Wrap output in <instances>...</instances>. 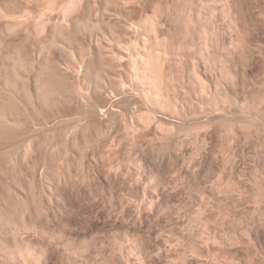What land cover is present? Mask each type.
<instances>
[{
	"label": "bare ground",
	"instance_id": "6f19581e",
	"mask_svg": "<svg viewBox=\"0 0 264 264\" xmlns=\"http://www.w3.org/2000/svg\"><path fill=\"white\" fill-rule=\"evenodd\" d=\"M85 1L86 0H0V135L5 132H7L8 134L12 129H20L21 125H23L22 123L24 122H22V120L24 116L22 115L21 120L19 108H24L28 111L27 113H32V111H34L38 107L56 106L59 105V103L74 104L77 107L76 109H73L75 111H72L71 113H61L57 110V112L54 110L52 111V113L56 112V114H54L53 116L52 121L58 119L60 124L59 127L61 129L58 130V132L62 131V135L58 133L60 135L59 137L63 135L64 136L59 143L58 141L56 143L53 142V139L56 140L58 134L55 135V138H50L52 140L42 142L45 154H43V157L41 159L34 160L33 158H31V153L35 151L34 146L36 147L34 141L36 133L35 131L37 130L36 125L38 124V122L35 121V119L37 118H31L32 116H29V114V118H26V120L32 119L31 123L29 122L31 126H29V128L27 127L24 132V129H21L22 134L20 132L19 133L22 136L24 135L21 139H19L18 136V141L14 143L10 142V144H8L10 145V147H15L16 153L17 150L19 151V149L22 148L23 150H20V152L23 151V153H18L20 155H17L16 153H14V151L13 155H9V151L8 157L0 159V175L2 173L0 178V264H56L55 258H57V256L54 250L51 248L52 246L50 247V243L48 244V242L39 241L34 242V239L32 240V242L30 241V239H25L23 235H27L31 231L36 232L35 235L37 233H41V235H45L46 240L49 239V242L56 238H60V236L62 237L63 232H61L62 235L58 236L57 231V234L54 230V232L49 231L50 229L47 226L46 229L44 227L45 225H39V222L37 223V220L39 219L38 216L40 217L42 215L40 214L42 210L43 214L45 212L44 210H46L43 208V203L46 197L47 199L49 198L48 200H50L51 202L52 200L55 201V204H57L58 207L66 205H64L66 196L62 186L68 184L69 180H72V178L75 176L77 177V175L81 173L80 170H83V159L85 158L86 151L83 153L81 151L79 152L81 155V157H79L80 160L78 159V157L74 158L78 159V161H76L80 163H78L80 168V173H78V171L76 172L74 170L75 165L73 166V158L71 156V152L73 151L74 146L76 145L77 147V144H80L81 142L79 143L80 140L78 142L74 141L78 139L74 138V140L72 139L71 143H69L70 140L67 137V133L69 131L75 132L76 130H79L80 126L84 125L82 122L84 117H87L86 120H90L94 117L97 119L98 115H100L101 117L103 114L112 115L113 119L115 116H117V118L115 117L116 120L118 121V119H120V125L123 124L122 126H124L123 128H125L124 130H126L121 133L126 132V134L124 135H126L127 140V137H129L134 141V137L137 133H139L140 131H142V133H146L148 130L152 131L151 133L159 141H163L164 144H161L160 142L159 147L156 146L155 142L157 141H153L155 137H153L151 134L150 136L154 139L151 138L153 140L149 143L147 142V145L149 146L154 142L155 146L152 144L149 151L143 152L142 154V158L145 160V162H154V164L152 163V165L149 163H147V165L143 161L142 165L145 164V166L147 165L148 167L150 165H155L153 168L150 167L151 169H148L153 170L152 172L148 171L149 175L146 173L147 171L145 169L147 168V166H144L145 173H143L144 175H148L149 177L153 175V178H155V175H158L157 177L160 176V178L158 179L155 178L156 180L152 177L149 178L151 180H154H152L153 183L157 180L159 181V183H154V185H158L155 186V188L157 187L159 189L160 187H162L160 183H163V175L166 174V172L168 171L167 168L169 167L168 164L166 165L162 163V161H164V158L168 159L169 163H171V168H173L175 172L179 170V166L178 168H176V171L175 167H172V165L174 166L176 164L175 166H177L178 163L185 159V156H187L190 160L196 159L198 161V164L196 163V165H194L192 169L190 167V174H188L189 169H187L188 172H186L188 175L193 174L195 176V180L197 178L200 179L197 175H202L205 172L207 174V172H209L210 169L208 168H210V166L208 167V165L212 164L210 161L221 159L222 162L220 161V164L222 165L218 169L216 168L217 170L215 169L216 165L214 167L215 171L213 167L211 168L213 169V172L217 171V176H219V178L217 179H220V177L222 178V176L225 174L232 177L236 172H243V166L240 165V167L239 164L235 165V160L237 157H243V155L247 159V155L245 154L244 149L246 148V146L248 147L250 143L256 141V144L260 143L262 146H264V139L263 141L261 139L264 136V94L258 95L259 93H256V95L254 93V97H251V95L249 94V92L251 91H249L248 93V90L245 91V87H247L248 85H245V82L241 80L240 73L238 71V64L235 60L236 55H239L238 53L244 52L245 50H247V48H254L256 50L261 47V45L263 47V44H261V42L257 43L259 47L256 48L253 44H250L249 42L247 43L244 40L241 25L239 23V14L233 11V9L235 8L232 7V0H182V5H179V10L177 7H174L175 11L173 13L175 15L173 16L172 12L171 14L174 18L176 16L178 19L182 20L181 24L185 28L184 31L182 29L183 27L181 26L180 21L177 22L179 23V27L183 31L184 36L186 35L185 37L187 38V40H183L185 38L183 35V38L181 37L182 39L174 40L169 32L166 31L170 29H165V27H167V24L166 20L164 22L163 19L165 17H163V15H165L164 11L168 10L167 12H170V10L172 9H170L169 6L171 5L169 4V8L166 7V10L163 9L162 2H160V0H87L86 5L84 4ZM83 10L84 14H82L81 12ZM91 13H96L97 16L98 14L101 15L96 18L94 16L96 14ZM106 14H108L109 17L110 15H112L113 18H111L112 16L110 18L107 17L108 15L106 16ZM113 19L115 21H113ZM219 19H221L223 22ZM17 31L24 32L23 41L26 40L27 42L29 41L32 43V56L30 52L27 53L23 51L24 49L21 48V44V46H14L13 50H9L8 48H6L7 46L3 47L5 37H7L8 35L16 34L15 32ZM182 31H180L181 34ZM230 33H232L231 36H229ZM195 34L198 37H195L197 39V42L194 38V36H196ZM188 37H190L189 39H191V41H189ZM88 38L89 40H87ZM251 45L253 46L251 47ZM36 52L39 53L37 54L38 58H36ZM180 66L181 69L179 68ZM260 80L261 78H259V81ZM127 91H129L130 93L128 94ZM125 92H127V96ZM21 113L23 114L24 112ZM44 115L42 113L41 116L43 117ZM41 116L39 115L38 117ZM88 116H91V118H89ZM113 119H111V121H113ZM116 120L114 123L117 124L118 122ZM48 122L49 120L44 119V121L40 123L42 126V130L44 127H46V125H48ZM88 124L89 123L87 122L86 127L88 126ZM94 124L93 126H95ZM116 124L112 123L114 128L117 126ZM25 126L23 125V127ZM38 127L40 128V126ZM86 127L84 126V129ZM47 129L48 128H46V130ZM111 129L113 131V128ZM85 130H87V132H90V129L88 130L86 128ZM77 132L74 133L75 136L78 135H76ZM96 132L97 131H95V134ZM91 133L92 131L90 132V134ZM9 135H11V133ZM9 135L8 138H10ZM97 135H100V133L96 134L95 140H97ZM138 135L139 134H137V136ZM41 136L43 135L41 134ZM102 136H104V134H102ZM115 136L113 135V137ZM13 137H16L15 134ZM93 137L94 135L91 138ZM138 137L139 141H141L140 138L142 136L140 137L139 135ZM37 138L40 139V137H36V140H39ZM215 138L219 143L215 144H217L218 146H221L219 139L222 141V146L220 149L213 142ZM119 139H121V136ZM138 139L136 140L137 142ZM186 140H190L192 146L186 144L189 146H186L185 148V143H188L186 142ZM114 141L115 140H113L114 144L112 145H116V151L121 150L119 148V146H121L119 141H117L119 143V146ZM124 141L125 139H123L121 143H123ZM133 141L131 142L130 139V144L132 143V146H130L135 149L138 148V145L137 147L133 146ZM82 142L84 141L82 140ZM90 143L91 142L85 141L83 148L88 151V148L90 149V147L92 146H90ZM135 143L136 142L134 141V144ZM245 143L246 146L243 145ZM260 144L258 146H261ZM38 146L39 148L41 147V142ZM253 146L255 148L256 145L253 144ZM258 146H256L255 149L253 148V155L249 156L248 158L250 159L251 157L253 158L252 160H254V173H257V170L258 173H260L258 175L262 176L264 175V147L262 148L261 146L262 150L259 148V151V149L257 148ZM106 147H108V145ZM113 147L111 148L112 150ZM131 147L129 149H132ZM141 147L143 148V146ZM77 148H79V146ZM127 148L125 152L127 151ZM108 149L110 148L108 147ZM111 149L109 150V153L112 152ZM250 149L252 151V144ZM134 151L136 152V150H133V152ZM104 152H106L105 154L110 155L109 153H107L108 151L105 150ZM121 153L124 154V151ZM131 153L132 151H130V155L132 156ZM141 153L139 152V154L137 153V155L135 154V156L139 157ZM248 153L252 154L250 151ZM4 154L7 155V153ZM219 155L220 159L218 158ZM34 156L35 154H33V157ZM135 156L132 157H134L135 159ZM112 157L113 155L110 158L113 159ZM132 157H130L131 160ZM159 157L162 158V161L160 160V162ZM118 160H120V158ZM186 160L187 159H185V162ZM217 160L216 162H218ZM243 160L245 162V159ZM248 160L246 161L247 163ZM76 161L74 160V163ZM141 161L142 159L139 160V162L136 160V162H138V164L136 163V165H138L137 167L142 169V166L139 165V163L141 164ZM77 162L75 163L76 165H78ZM131 162L132 161H130V164ZM118 163L119 162H117V164ZM164 165L168 167H165ZM184 165H186V163H184ZM181 166L182 165H180V168ZM137 167H135V170L139 171L140 169H136ZM113 168L114 166L112 165L111 169ZM186 168L187 167H185V169ZM115 170L118 171V168L116 169L115 167ZM111 171L110 174L112 173ZM175 172H172V174ZM179 172L180 171L177 172L178 175L180 174ZM137 173L142 172L139 171ZM210 173L211 171L209 172V174ZM83 174L85 175L84 172ZM110 174H108V176ZM256 175L257 174H255V176ZM81 176L82 174H80V177ZM108 176H106L105 180ZM182 176L183 175H181V177ZM257 176L256 178H258ZM191 178L194 179L193 176ZM262 179H264L263 176ZM258 181L259 180H257V182ZM221 182H223V180ZM153 183L151 185H153ZM227 183H231L230 179ZM233 183L236 184L235 182H232L231 187L228 184L230 189L238 186V182L237 185H233ZM167 185H169V183ZM219 185L221 187V184ZM228 185L226 184L227 188ZM257 185V189L260 187L259 191H263L264 182L261 185L260 183ZM226 187H221V189H224ZM198 188L200 187L198 186ZM237 188V190H239L240 187L238 186ZM42 195L44 197H42ZM157 195L159 194L157 193ZM210 195L212 196V194H209L208 197H210ZM112 196H114V193ZM212 197H210V199ZM151 199L152 198L148 200L150 201L148 204L149 206L146 205L150 209L153 206L154 202L151 201L154 200V197L152 200ZM145 201L146 200H144V202ZM202 201L208 202V200ZM204 202L203 204H207ZM209 205L207 207L206 205H200L202 206L201 208L200 206L196 205L197 207L195 208H199L200 210L198 211L197 209V212L200 213V217H198V214H196L197 217L195 218L199 219V222H201L202 224L200 225V223L198 224L197 220V223L194 220L195 223L198 224V228H196V230L199 229V226L204 227L202 230H200V233H202V235L204 234L205 236L204 231H207L206 234L209 233L208 239L212 238L211 240H214L216 242L215 245L217 243L221 245V240L224 237L223 231H225V228L223 229L224 225H222V236L220 233V236H218L219 234L210 235L211 232H208L207 226L210 223V218L209 216H205L206 214L204 213ZM57 209L60 210L62 209V207ZM54 210L56 211V209ZM143 210L145 211V209ZM260 211L261 210L259 209V212ZM195 213L193 215H195ZM263 213L264 210L261 211L260 214L264 216ZM48 214L50 215V212ZM57 214L56 216L53 215V219L56 217L60 218L59 216H57ZM49 215L46 216V219ZM51 217L49 216L50 219H52ZM217 217L218 219H221V217L219 218V215ZM49 218L47 219V221L49 220ZM53 219L51 221H53ZM214 219L216 220L215 217ZM215 220H213V222ZM216 221L215 224L221 220H219L218 222ZM253 224L254 223H252V225ZM211 225L212 224L209 225V228H212ZM190 226L192 227V225ZM261 228H250L255 236V239H260L259 242H262L261 238L263 235V230ZM194 232L196 231H193L192 233ZM190 233L191 232H189V234ZM226 233L229 234L231 232H225V234ZM235 233L229 234L231 241H236V239L238 241V239H240L235 235ZM7 236H10V238H8ZM185 236L182 237L184 238ZM225 236L229 239V236ZM142 237L143 236H141V238ZM203 237L201 238L203 239ZM134 238L136 239V237ZM186 239L188 240V238ZM180 240L178 239V241ZM182 240L180 243H182ZM139 241L140 239L138 240V242L136 240V243L133 244L136 245L135 254H137L138 252L137 262L140 261L139 264H147L146 262L148 259L146 260L145 257L147 256L146 254L151 253L150 248L149 246H147V243ZM84 242L85 241H83L84 246L82 245V243L79 244L80 247L83 246L81 250H87L88 247L91 249L89 245H86L90 242ZM226 242L227 241H224L222 245H224ZM68 243L69 241L66 244L68 245ZM205 243H207V241ZM60 247L61 246H58V248ZM70 247L71 245L68 247V251L70 250ZM55 248L57 249V247ZM75 248L74 251H76ZM77 249H79V247ZM72 250L73 247L69 253L72 252L71 254H73L74 252ZM88 251L89 250H87V252ZM76 252L82 253L81 251ZM95 252L97 251L95 250ZM58 258L57 261H59ZM82 258L80 257V259ZM112 258H114V256ZM213 258L215 259V257ZM216 258L218 259L215 262H217L218 264L220 259L217 256ZM101 259L102 258H100V260ZM83 260L86 259L83 258ZM83 260L81 261L84 262ZM102 260L104 262V259ZM86 262L87 264H91L88 263V261ZM104 263L106 264L108 262L105 260ZM116 263L117 262H115V264Z\"/></svg>",
	"mask_w": 264,
	"mask_h": 264
},
{
	"label": "rangeland",
	"instance_id": "374dc122",
	"mask_svg": "<svg viewBox=\"0 0 264 264\" xmlns=\"http://www.w3.org/2000/svg\"><path fill=\"white\" fill-rule=\"evenodd\" d=\"M86 2H87V0L84 3L85 5H86ZM160 2H162L163 9L166 10L169 7H170V9H172V10L169 9L170 12H167L168 10L164 11L165 15H163V17L165 16L166 18L164 17L163 19H164V22L166 20V24H167V27H165V29L166 28L170 29V30H166V31L169 32V34L171 35V37H173L174 40L182 39L183 36H184L183 31L185 30V28L181 24L182 20L178 19L176 16H175V18L173 17L175 15L173 13L175 11L174 9L176 7L178 8V10L180 9L179 5H182L181 4L182 0H164V1L160 0ZM168 4L171 5V6H169ZM231 4L233 5L232 7L235 8V9H233V11L236 12L237 14H239L238 15L239 23L241 25V29H242V32H243L244 40L247 43L249 42L250 44H253L254 47H256V48L259 47L257 43L261 42V44H263V47L261 45L262 48L261 47L258 48L260 50H258V49L255 50L254 48H251V49L247 48V50H245L244 52L238 53L239 55L240 54L241 55L240 56L236 55V58H235V60H236V62L238 64V69H239L238 71L240 73L241 80H243V82H245V85H248L247 86L248 89H247V87H245V91L248 90L247 93L249 91H251V92L254 91L252 93L249 92L251 97H254V95L256 93H259L258 95H263L264 94V81H263L264 80V0H232ZM81 12H82V14H84V10L81 11ZM171 12L173 13V16H172ZM91 14H96V13H91ZM100 15L98 14V16H97V14H96L94 16L97 18ZM107 15L108 14H106V16ZM169 15H170V17H169ZM111 16L112 15H110V17ZM107 17H109V15ZM96 18H94V19H96ZM111 18H113V16ZM219 20L222 21L221 19H219ZM113 21H115V20L113 19ZM167 21H169V22H167ZM177 21H180V24L183 27L182 28L183 31L179 27V23ZM166 24H165V26H166ZM180 31H182V34H181ZM15 33L16 34L8 35L7 37H5V41H4L5 45L3 44V47L7 46L6 48H8L9 50H11V49L13 50L14 46H19L21 44L22 45L21 48L24 49L23 51H25L27 53L30 52V54L32 56L33 45L29 41L28 42L26 40H25L26 42L23 41L24 32L17 31ZM231 34L232 33H230L229 36H231ZM14 37H16V38H14ZM195 37H197V35L194 36V38ZM10 38H12V39H10ZM189 38L190 37H188V39ZM87 40H89V38ZM183 40H187V38L185 37ZM189 41H191V39H189ZM92 42H95V41H92ZM196 42H197V39H196ZM8 44H10V45H8ZM253 45H251V47ZM37 54H39V53L38 52L35 53L36 58H38ZM247 54H249V55H247ZM179 68L181 69V66ZM247 77H249V78H247ZM256 78H258V79H256ZM259 78H261L260 81H259ZM247 79H249V80H247ZM252 81H254V82H252ZM249 84H250V86H249ZM251 85H252V87H251ZM260 86H261V89H260ZM253 87H254V89H253ZM257 87H259V88H257ZM127 92H128V94L130 93L129 91H127ZM127 92H125L126 96H127ZM119 97H121V96H119ZM56 106L38 107L37 109L32 111V113H30V112L27 113L28 111L26 109L19 108V113L21 114L20 115L21 116L20 117L21 120H22V115L25 117V118L23 117V120H22V122H24L25 124L24 123H22V124L24 126L26 125L25 126L26 128L23 127V125H21L20 129H16L17 131L12 129L11 131L9 130L10 132L8 134H7V132H5L6 134L2 133L0 135V149L2 148L0 155L4 156L5 155L4 153H7V155H5L4 157L0 156L1 157L0 159L8 157L10 154L13 155L14 151H15L14 153H16L15 147H10V145H8V144H10V142L14 143V142L18 141L19 139H21L24 136V135L23 136L21 135L22 134L21 133L22 132L21 129H24L23 130V132H24L27 129V127L29 128V126H31L30 123H31L32 119L26 120V118L28 119L29 116H32L31 118H37V119H35V121L38 122V124H40L42 121H44V119H47V120H49V122H51V123L48 122V125H46V127H44L45 125L43 126L45 128V130H46V128H48L46 130L48 132V134L44 130V128L42 130L41 124L40 125H38V124L36 125L37 127L40 126V128L36 127L37 130L35 131L36 133H35V141H34V143L36 144V147L34 146V149L37 152L33 151L32 153L35 154V156L33 157V154L31 153V155H32L31 158H33L34 160L41 159L43 157V154H45L44 153V146H43L42 142H45V141H48V140H52L53 138L56 137L55 135H57L58 133L60 135H62V131L58 132V130H61L60 127H59L60 124H59L58 119L52 121L54 114H56L57 111H59L61 113H71L72 111L73 112L75 111L73 109L77 108L74 104H66V103H59V105H56ZM58 106H59V108H58ZM53 110L54 111L57 110V111L55 113L54 112L52 113ZM21 112H24L25 114L24 113L22 114ZM42 113H43V115L44 114H46V115H44L42 117L41 116ZM28 114H29V116H28ZM38 114L41 117H38L39 116ZM111 116L112 115L103 114L101 116L102 117L101 118L100 115H98V117H100V118H98L96 116L97 119L94 117L93 118L94 120L91 118V116L90 117L88 116L89 118H91L90 120H86L87 117H84L85 119L83 118V120H86V121L82 120L84 125L80 126L79 130L75 131V132H77V131L79 132V133L78 132L76 133V135L78 134L77 135L78 137L75 136V134H74L75 132L74 131H73L74 133L71 132V131H69L67 133V137L70 140L69 143H71L72 139L74 140V138H76V139L78 138L77 140H74V141L78 142L80 140L79 143L81 142L80 144H82V145L77 144L80 149L77 148L78 146L76 147V145H75L74 148H73V151L71 152V156L73 158L72 159L73 160V166L74 165L76 166V168L74 166V170L76 172L78 171V173L81 172L80 174H82V176L80 177V174H78L77 175L78 178L75 176L78 180L75 177H73L74 178V179L72 178L73 181L69 180L68 184H66L65 186H62V188L64 190V193H65V196H66V200H65L66 203L64 202V205L65 204L66 205L65 206H61L62 209H60V210L57 209V208H61V207H58L57 204H55V201L52 200V202H51L50 200H48L49 198L47 199V197H46L45 201H44L45 204L43 203V208L46 209V210H44L45 211L44 214L42 213L43 210L40 213V214L43 215V217H42V215L40 217L38 216V218L40 220L37 218L38 219L37 223L39 222L38 223L39 225H41V226L45 225L44 226L45 228L47 226L50 229V230L48 229L49 231H52V232L55 231L56 234L58 232V236L62 235L61 232H63L62 237L60 236V238L54 239L55 241L51 240L49 242V239L46 240L45 235H41V233L40 234L37 233L35 235L36 232L31 231V232H29V234H27L28 236L25 235V234L23 235V237L25 239H27V240L30 239V241H32L34 239L33 240L34 242L39 241V242H48V244L50 243L49 245H50V247L52 246L51 248L56 253L57 258L58 257L60 258V259L58 258L59 261H57V258H55L56 264H76V263L77 264H84V263L87 264L86 261H88V263H91V264L92 263L93 264H100V263L102 264V262H103L102 259H104V262L106 260L110 264H115V262H117L116 264H128V263L129 264H137V263L139 264L140 261L137 262L138 252H137V254H135L136 245H133V244L136 243L135 241L137 240V242H138L139 239H140L141 242L147 243V246H149V248H150V252L151 253L150 254L149 253L146 254L147 256L145 255L147 257V258L145 257V259L146 260L148 259L147 262H146L147 264H217V262H215L218 259V258H216V256L219 257V259H220L218 264H220V263L221 264H264V243H263V240H264V232H263L264 231V216L262 214H260L261 211L264 210V194H263L264 193V189L262 188L263 191H259L260 187L257 189V186H258L257 184H259V183H260V185L263 184L264 179H262V176L264 177V175H262V174H261L262 176L258 175L260 173H258L257 170H256L257 173H254V169H255L254 165H253L254 160H252L253 158L250 157V159H251V161H250V159L248 158L249 156L253 155V153H252L254 151L253 150V148H254L253 144L258 146L260 143L256 144L255 143L256 141H254V142L252 141L253 143L249 144L250 147H249V145L247 147L246 143L243 144V145L246 146V148H245L246 150L244 149V146H243V149H244L245 154L247 155V159L243 155L244 158L243 157H237L236 160H235L236 161L235 165L239 164V166L240 165L243 166L242 167L244 169L243 172L242 173H237L236 172L232 177L230 175L225 174V175L222 176V178L220 177V179H217V178H219V176H217V173H216L217 171L213 172V169H214L215 165H216L215 169L216 168L218 169L222 165V164H220V161L222 162V160L220 159V155L218 157L220 160L215 159V161L214 160L210 161L212 163L211 165H213V166H211L210 164L208 165V167L210 166V168H208V169H210L209 172L211 171V173L209 174V172H207V174H206V172H205L202 175L200 174L201 176L197 175L200 179H198L197 176H196V178H197L196 180H195V176L193 174L192 175H188V174L191 173L190 172V167L192 169L194 167V165H196V163L198 164V161L195 158H194L195 160H190V159H188L187 156H185V159H187L186 162H185V159L182 160V161L184 163H186V165H184V163L182 161L180 163H178L177 166H175L176 164L174 166L172 165V167H175L176 171H177L176 168H178V166H179V170L178 171H180L179 172L180 174L178 175V173H177L178 171L175 172L173 170V168H171V165H170L171 163H169L168 159L164 158V161H162L161 160L162 158L159 157L160 158L159 162L161 160L163 164H166V165L168 164L169 165V167L164 165L165 167H168L167 168L168 171L166 172L165 175H163V177H164V178H162L163 183L162 184L160 183V185H162V187H160V189H159L157 187L155 188V186H158V185H154V183H156V182L159 183V181L157 180L156 182L153 183V181H154L153 179H155V178L158 179V178H160V176L157 177L158 175L157 176L155 175V178H153V175H152L153 173H152L151 174L152 176L151 175L150 176L153 178L152 179L153 181L151 179H149L151 177L148 176L149 172L153 171V170H148V169H151L150 167L153 168L155 166V165L151 166L152 163L154 164V162L150 161V160H149L150 163L148 161L145 162V160L142 158L143 152H148L150 147H151V145L152 144L154 145V142L151 143L149 146L147 145L150 141H152L154 139L153 137H155L151 133L152 131H148L147 130V132H146L144 130L146 133H142V131L137 133V134L140 135V137L142 136L141 137L142 139L140 138V140L142 142L139 141V139H138L139 135L137 136V134H136L135 137H134L135 138L134 141L136 143L134 144V141H133L132 138L127 137L128 140L126 139V135H124V134H126V132L121 133L123 131H126V130H124L125 128H123L124 126H122L123 124L120 125L121 124L120 123L121 120L118 119V121H117L116 120L117 116H115L116 118L114 117V119H113V116L112 117ZM111 119H113V121H111ZM115 120L118 122L117 124L114 123ZM87 122L89 124L86 127ZM112 123L116 124L119 127H117L115 125L116 127L114 128ZM93 124L95 126H93ZM111 125H112V127H111ZM84 126L88 130L90 129V132L92 131V133L90 134L89 131L87 132V130H85L86 128L84 129ZM88 127H90V128H88ZM111 128H113V131H112ZM40 129H41L42 133H41ZM81 130H83V131H81ZM104 130H105V132H104ZM38 131H40V132H38ZM95 131H97L96 134L100 133V135H97V140H95L96 139ZM70 132H71V134H74V135H71ZM86 132H87L88 136L86 135ZM10 133H11L12 136L9 135ZM43 133L45 134V136H44ZM14 134L16 136L15 138L13 137ZM41 134L43 136H41ZM59 134L57 135V138H59V139H57V138H56V140L53 139L54 143H56L57 141H58V143L61 142V140H62L64 135L59 137L60 136ZM89 134H90V136H89ZM102 134H104V136H102ZM151 134H152L153 137L150 136ZM8 135H9L10 138L12 137L11 141H10V138H8ZM93 135H94V137L91 138ZM113 135L114 136L115 135L116 136L119 135V136L113 137ZM18 136H19V139H18ZM110 136H112V137H110ZM120 136H121V139H119ZM149 136H150V138H149ZM5 137H6V139H5ZM36 137H40V139L37 138L39 140H36ZM146 137H147V140H146ZM50 138H52V139H50ZM100 138H102V139H100ZM136 138L138 139V142L136 141L137 140ZM151 138H153V139H151ZM87 139H89L91 141H89ZM112 139L115 140L114 142L117 143V145L119 143L121 144V146L118 145L121 150H117L116 151L117 148H116V145H112V144H114ZM123 139H125V141L123 143L125 145L127 143L126 146L123 143H121V141ZM130 139H131V142L133 141V146L137 147V145H138V148L135 149V148L131 147L132 143L130 144ZM261 139L263 141L264 136ZM82 140L84 142H82ZM92 140H93V143H92ZM116 140L119 141V143ZM155 140L157 141L155 143H156V146H158V147L160 145L159 144L160 142H161V144H164L163 141H159L156 137H155V139L153 141H155ZM8 141H9V143H8ZM85 141L91 142L90 146L92 145L94 147V145H95L94 148L92 146L91 147L88 146V147H90L91 150L87 147L88 151L90 150L89 152L86 149L83 148ZM215 141H216V138L214 139L213 142H214V144L215 143L219 144L217 141L216 142ZM219 141H220V144L222 146V141L220 139H219ZM262 141H260V142H262ZM40 142H41V147L39 148L38 145H40ZM186 142H188V143H185V148H186V146H189V145L192 146L191 145L192 143H191L190 140H186ZM110 143H111V145H110ZM186 144H189V145H186ZM217 144H215V145H217ZM251 144H252V151L250 149L251 148ZM107 145H108V147L110 149L113 146L115 147V150H114V147H113V150L111 149V151L113 153L112 152L109 153L110 149H108V147H106ZM139 145H140V147H139ZM129 146L132 149H129L130 148ZM141 146H143L144 149ZM221 146L217 145V147H219V149L221 148ZM256 146H255V148H256ZM261 146H258L257 148L261 149ZM123 147H124V149H123ZM127 147H129V148H127ZM263 147L264 146H262V148ZM103 148H105V149H103ZM126 148H127V151L125 152ZM140 148H141V150H140ZM260 149H259V151H260ZM20 150H23V149L20 148L19 151L17 150V153H16L17 155H20V154L23 153V151L20 152ZM105 150L108 151L107 153H109L110 155L105 154L106 153V152H104ZM129 150L132 151V153H131L132 156H135V154L137 155V153L139 154V152L140 153L142 152L140 154V156L138 155L140 158L135 156V159H134V157H132L130 155V151ZM133 150H136L137 153L135 151H134L135 152L134 153ZM3 151H5V152H3ZM9 151H10V153H9ZM80 151L82 153L86 151L87 154L85 153V158L86 157L87 158L83 159V162H84L83 163V170L81 169L82 171L80 170V172H79V169H80L79 168V164L80 163L77 162V161H78L79 157H81V155L79 153ZM123 151H124V154L121 153ZM249 151L252 154H249L248 153ZM116 152H118V153H116ZM8 153H9V155H8ZM18 153H20V154H18ZM92 153H93V155H92ZM100 153H102V154H100ZM116 154H117V156H116ZM75 155H77V156H75ZM98 155H100V156H98ZM112 155H113V157H112L113 159L110 158ZM104 156H105V158H104ZM108 156H109V158H108ZM76 157H78V159H74ZM130 157H132V160L130 159ZM119 158H120V160H118ZM96 159H98V160H96ZM141 159H142V161H141V164L139 163V165L142 166L143 171H142L141 168L137 167L138 165H136V163L138 164L139 160H141ZM243 159H245V162H244ZM74 160L75 161L77 160L76 162H77V164L78 163L79 164L76 165L75 164L76 162L74 163ZM129 160L132 161L131 164H130ZM136 160L138 162H136ZM188 160H189V162H188ZM216 160L218 162H216ZM247 160H248V163L246 162ZM143 161L145 162V164L149 163L151 165L148 167L147 166L148 164H147L146 165L147 168H145L146 167L145 164L142 165ZM117 162H119V163L117 164ZM217 163H218V166H217ZM90 165H92V166H90ZM112 165L114 166L113 169H111ZM134 165H136V166H134ZM180 165H182L181 168H180ZM115 167H116V169L118 168V171L120 169L119 173H118L117 170H115ZM135 167H137L136 169H138V170L140 169L139 171H141L142 173H137L139 171H136ZM185 167H187V168L185 169ZM212 167H213V169H211ZM94 168H96V169H94ZM121 168H122V170H121ZM144 168L146 169V171H147L146 173L148 175H144V173H145V171H144L145 169ZM187 169H189V172L187 171ZM215 169H214V171H215ZM110 171L112 172L111 174H110ZM83 172L85 173V175L83 174ZM172 172H175V173L172 174ZM186 172H188V174ZM96 173H97V175H96ZM108 174H110V175L108 176ZM205 174L207 175V177H206ZM255 174L258 175V176L256 175L258 178H256ZM1 175H2V173H1ZM1 175H0V178H1ZM181 175H183V176L181 177ZM187 175H188V177H187ZM106 176H108L107 179H106L107 181L105 180ZM192 176L194 177V179L191 178ZM143 177H145V178H143ZM172 177H174V178H172ZM94 178H95V180H94ZM99 178H101V179H99ZM85 179H86V181H85ZM229 179H230L231 183L232 182L236 183V184L233 183V185H237V182H238V186L240 187L239 190H237L238 186L237 187L235 186L236 187V188L234 187L235 189L234 188H232V189L229 188V185H230V187L232 185L231 183H227L229 181ZM174 180H177L179 182L174 181ZM203 180H205V181H203ZM219 180H220V183H219ZM222 180H223V182H221ZM257 180H259V181L257 182ZM167 182L169 183V185H167L168 184ZM75 183L78 184V185H76ZM152 183H153V185H151ZM217 183L221 184V187H226V184L227 185L229 184L228 185L229 189L227 187L224 188V189H221L220 185L217 184ZM73 184H75V185H73ZM139 184H141V185H139ZM197 184H199V185H197ZM198 186L200 188H198ZM212 186H214L215 188L212 187ZM162 188H164V189H162ZM144 189H146V190H144ZM228 190H230V191H228ZM143 191H145V192H143ZM214 191H216V192H214ZM220 191H222V192H220ZM258 191H259V193H258ZM113 193H114V196H112ZM157 193L159 195H157ZM208 193L212 194L213 197L210 195V197H212L211 199H210V197H208L209 196ZM260 193H261V195H260ZM111 196L114 197V198H112ZM42 197H44V196L42 195ZM109 197H111L112 199L109 198ZM153 197H154L155 201L154 200L151 201V202H154L153 206L151 207V209H152L151 210L150 208H148V206H149L148 204L150 202L148 200H150V198L153 199ZM144 200H146V201L144 202ZM202 200H208V202L207 201L204 202ZM210 200H212V201H210ZM158 201H160L163 204H161ZM48 202L50 203V207H49V203ZM203 202L207 203V204H203ZM212 202H213V204H212ZM142 203H143V205H142ZM159 204H161L162 207ZM53 205H54V207H53ZM146 205H148V206H146ZM196 205L197 206L206 205V207L209 205V207H208L209 209L207 208L204 213L206 214L205 216H207V217L209 216V218H210L209 219L210 223L207 225L208 226V232L209 231L211 232L210 235H214V234L217 235L219 233L221 234V233L224 232L223 236L225 238L221 237L222 238V240H221L222 244H223L224 241L231 242V243H227L226 242L227 244L225 243L224 245H222V244L220 245L219 243H217L215 245L216 242L214 240L212 241L211 240L212 238L208 239L209 233L206 234L207 231H204L206 238H205L204 234L202 235V233H200V230H202L204 227L199 226V229L196 230V228H198L197 225L199 223H200V225H202L201 222H199L200 220L195 218V217H197L196 214H198V217H200V215H199L200 213L197 212V209H198V211H200V210H199V208H195V207H197ZM212 205L214 206V208H213ZM201 207L202 206H200V208ZM53 208L56 209V211ZM258 208L261 210L260 212H259ZM68 209H69V211H68ZM143 209H145V211ZM150 210H151V212H150ZM193 211H194V213L196 212L195 215H193L194 214ZM207 211H209V212H207ZM49 212H50V215L48 214ZM57 212H58V214H57ZM145 212H147V213H145ZM153 212H155V213H153ZM56 214L61 219L58 218V217H56L57 220H56V218L53 219V215L56 216ZM47 215H49L50 217L52 216L51 218L53 219V221H51L52 219H50L49 216L47 217V219L49 218V220L47 221V219H46ZM218 215H219V218L221 217V219H218V217H217ZM44 216H45V218H44ZM211 217H212L213 220H215L214 217L216 218V220L218 219L217 221L215 220L216 222H218L219 220H221L222 222L219 221L218 223L215 224V221L213 222ZM224 218H225V221H224ZM194 220L195 221L197 220L198 224H196L197 221L195 223ZM210 220H212V221H210ZM49 221H51V222H49ZM223 221H224V223H223ZM150 222H151V224H150ZM252 223H254L253 224L254 226L252 225ZM195 224H196L197 227L195 226ZM210 224H212L211 225L212 228L210 227L211 230L209 228ZM190 225H192V227ZM222 225H224L223 229L225 228L224 229L225 231H223ZM258 225H260V226H258ZM194 226H195V230H194ZM200 227H202V228H200ZM255 227H258V228L262 227L261 228L263 230L262 231L263 235H262V238H261L262 242H259L260 239H258V240L255 239V236H254V234L251 231V229L255 228ZM192 230L196 231L194 233H197V234L192 233L193 232ZM188 231L191 232V233L189 234ZM214 231H215V233H214ZM221 231H223V232H221ZM225 232H231V233H235L236 232L235 235L238 236L240 239H238V241H237V239H236V241H231V238L229 236V234H231V233H229V234L226 233L225 234ZM220 234L218 236H220ZM192 235H194V236H192ZM198 235L201 236V237L204 236L203 239L201 237H199ZM225 235L229 236L230 240L228 238H226ZM37 236H38V238H37ZM40 236H41V239H40ZM133 236L136 237V239ZM141 236H143V237L141 238ZM182 236H185L184 237L185 239ZM221 236H222V234H221ZM7 237L10 238V236H7ZM32 237H34V238H32ZM63 237H66V238H63ZM186 238H188V240ZM194 238H195V240H194ZM37 239H39V240H37ZM178 239L179 240L183 239L182 243H180L181 240L178 241ZM198 239H200V240H198ZM241 239H242V241H241ZM205 240L207 241V243H205L206 242ZM68 241H69V243L67 245L66 243ZM83 241H85L84 243L90 242V243H88L86 245H89L92 250L89 247L87 249V250H89L88 252H87V250H81V248L84 246ZM195 241H197V242H195ZM75 242H76V244H75ZM233 242H236V243H233ZM52 243L54 244V246H53ZM81 243H82L83 246L80 247L79 244H81ZM191 243H192V245H191ZM61 244H63V245H61ZM66 245L68 247L71 245L70 250L73 247V250H72L74 252L73 254H71L72 252L69 253L70 250L68 251V247ZM58 246H61V247L58 248ZM63 246H65L67 248H65ZM185 246H186V248H185ZM55 247H57V249ZM78 247H79V249H77ZM133 247H134V249H133ZM196 247H197V250H196ZM74 248H75L76 251H81L82 253H78V252L74 251ZM95 250L97 252H95ZM133 250H134V252H133ZM213 250H214L215 254H214ZM91 251H92V253H91ZM195 251H196V253H195ZM75 252H76V255H75ZM183 253H184V255H183ZM194 253H195V255H194ZM82 254H83V256H82ZM113 256H114V258H112ZM181 256H183V257H181ZM80 257L81 258L83 257L86 260H83V258L80 259ZM90 257H91V259H90ZM176 257H177V260H176ZM213 257H215L216 260ZM87 258L90 259V260H88ZM92 258H93L94 261L92 260ZM100 258H102V259L100 260ZM81 260H83L84 262H82ZM112 261H113V263H112ZM260 261L263 262V263H261ZM104 262H103V264H105ZM108 263H106V264H108Z\"/></svg>",
	"mask_w": 264,
	"mask_h": 264
}]
</instances>
